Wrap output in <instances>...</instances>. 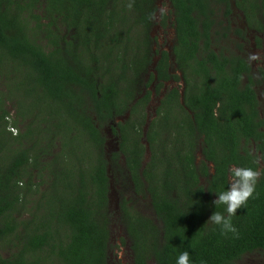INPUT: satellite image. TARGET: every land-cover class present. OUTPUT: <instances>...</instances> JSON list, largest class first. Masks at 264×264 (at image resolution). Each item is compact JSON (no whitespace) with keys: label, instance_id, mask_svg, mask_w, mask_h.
<instances>
[{"label":"trees","instance_id":"1","mask_svg":"<svg viewBox=\"0 0 264 264\" xmlns=\"http://www.w3.org/2000/svg\"><path fill=\"white\" fill-rule=\"evenodd\" d=\"M132 1L138 20L125 25V0H0V264H109L111 176L120 195H147L155 218L120 200L132 264H176L184 250L189 264H237L264 251V172L231 218L236 233L207 222L227 215L213 201L230 167L264 169L250 67L216 50L227 31L216 12L230 15L231 1L169 0L170 54L149 36L155 0ZM234 6L264 35V0ZM172 66L182 95L169 89L148 119L152 93L178 80ZM106 127L117 153L105 152Z\"/></svg>","mask_w":264,"mask_h":264},{"label":"rangeland","instance_id":"2","mask_svg":"<svg viewBox=\"0 0 264 264\" xmlns=\"http://www.w3.org/2000/svg\"><path fill=\"white\" fill-rule=\"evenodd\" d=\"M230 1L233 2L234 0H230ZM125 2L126 3L124 4L126 6H128L129 3L131 4L135 3L134 1L131 2V0H125ZM154 6L156 7V11L153 14V16H155V14L158 11H160L161 8L166 9V2L165 0H155ZM120 11L121 10H119V12ZM127 13H128L127 14L128 20L124 22L125 25H130L134 19L138 20V14H136L135 11L132 10L131 8L128 9ZM215 19L217 20V22H220L223 27L227 28V30H229L230 25H232V28H230L229 31H226L227 38H225V40H223L222 42L219 41L217 43L216 50H224L225 54L234 53L242 58L243 57L247 58L249 62L252 64L253 68L254 67L263 68L264 51L262 50V48H258V49L256 47L253 48L251 45L250 37H248L247 35L245 37L243 36V39H245L244 41L240 40L241 37H237L238 35L236 34L235 30L240 31L239 30L240 21L237 22V18L234 15H232L230 19V15L225 16L222 13V11L219 10L216 12ZM43 23H47V21L44 20ZM149 36L153 42L152 46L155 50L168 47L173 40V33L171 31V28L168 27L166 24L163 26L157 24V21L155 19H152L151 26L149 28ZM43 43H46V41L43 40ZM255 75L256 74L254 73L251 76L252 82H253V86H255L259 91L260 87L259 84H257L258 80L255 78ZM174 85L175 86L180 85L179 80H176V84ZM168 88H171V85H168ZM157 98L158 96L151 97L150 102L146 108L148 119L149 116H151L154 112L153 108L155 106ZM263 102L261 104L262 108H264ZM8 110H10V113H13V108L9 105H8ZM102 131L107 136L105 152L108 154L117 153L118 145L116 144V142H118V139L110 134V131L108 130L107 127L103 128ZM12 132L15 133L16 131L13 130ZM121 180L122 179L115 181V179L112 176L110 177L109 211L112 216L114 213V217L111 218L112 222H111V230H110L111 240H110V250H109V264H132V256L130 252L129 240L127 239V236L124 232L123 226L120 224L119 216H118L119 214L118 206L122 198H124V200L128 202V205L132 206L134 210H136L137 212L141 213L144 216H148L149 218L155 221L153 212L150 207L148 196L147 195L136 196L129 189L127 192H123L124 194L120 195ZM9 252H10V246L7 247L6 249L0 250V254L3 257L7 256ZM237 264H264V251L258 250L249 254H245L239 259Z\"/></svg>","mask_w":264,"mask_h":264},{"label":"clouds","instance_id":"3","mask_svg":"<svg viewBox=\"0 0 264 264\" xmlns=\"http://www.w3.org/2000/svg\"><path fill=\"white\" fill-rule=\"evenodd\" d=\"M128 7L131 8L132 4L129 3ZM164 11V8L160 9L161 14H163ZM155 18V16L150 15V19ZM261 161H264V155L255 158L257 164ZM262 172H264V169L237 166L230 167L228 187L226 190L217 194V199L213 201L214 205H224L227 215L220 212H213L207 222L220 226L223 234L228 232L236 233L237 229L233 226L231 218L237 213L238 209L253 197L257 180ZM176 264H189V252L187 250L179 254Z\"/></svg>","mask_w":264,"mask_h":264},{"label":"flooded vegetation","instance_id":"4","mask_svg":"<svg viewBox=\"0 0 264 264\" xmlns=\"http://www.w3.org/2000/svg\"><path fill=\"white\" fill-rule=\"evenodd\" d=\"M165 2H166V9H165L164 13L161 14L160 11H158L155 14V17H156L155 20L157 21V24L161 25V23L163 21L162 16L164 15V17H166V20H165L166 25L168 27H170L171 19H170L169 15H171L172 9H171L169 0H165ZM230 3H231V6H232L230 19H231V16L234 15L237 18V22L240 21V25H239V30L240 31H239V33H238V30H235L236 34L238 35L237 37H241L240 40L244 41L245 39H243V36L245 37L247 35L248 37H250L251 45H252L253 48H255V47L257 49L258 48H262V50L264 51V35L262 33L258 32V31H256L255 29L250 28L248 23L246 22V19H245L243 13L234 6V1L230 2ZM238 18H240V19H238ZM230 28H232V25H230L229 30H230ZM229 30H227V31H229ZM171 31L173 33L172 43H170V45L168 47H166V48H161V50L167 51L168 54H170V52H171V47H172V45L174 43V38H175V34H174V31H173L172 28H171ZM225 38H227V35H226ZM225 38L220 39V41L222 42L223 40H225ZM257 43H259V44H257ZM243 59L245 60V62L250 67V76H252L255 73L256 74L255 78L258 80L257 84L260 83L259 84V87H260L259 91L257 90V88L255 86H253V89L255 91L257 100L259 102V117H260V119L264 120V108L261 107V104L264 101V79L262 78V76L260 75V72H259V69L264 71V67L263 68L262 67H259V68L258 67L255 68L254 67L253 68L252 64L249 62V60L247 58L243 57ZM172 61L173 60L171 59L170 63H172ZM263 65H264V61H263ZM169 73H170L171 76H177L178 77L180 85H177V86H180V91H181V89L183 87V86H181L183 84L181 71L177 70L175 66H172V68L169 70ZM243 81H245V83L247 82V80L245 78H244ZM174 84H176V81H174L172 78L168 79L167 81H164L163 87L161 89V92H160V94H159V96H158V98L156 100L155 106L153 108L154 112H155V108L158 105L159 99L164 97V95L169 91V89L177 88V86H175ZM168 85H171V88H168ZM153 96H155L154 92L152 93V97ZM263 107H264V102H263ZM154 112H153L152 117L154 116ZM118 143L119 142H116L117 145H118ZM197 155H198V158L200 159L201 158L200 151L197 153Z\"/></svg>","mask_w":264,"mask_h":264},{"label":"water","instance_id":"5","mask_svg":"<svg viewBox=\"0 0 264 264\" xmlns=\"http://www.w3.org/2000/svg\"><path fill=\"white\" fill-rule=\"evenodd\" d=\"M180 93H181V95H182V89H181ZM181 100H182V98H181ZM126 117H127V115H126L123 119H126ZM123 119H118L117 121H121V120H123ZM147 126H148V123H146V126H145V128H144V132H145V129L147 128ZM143 143L145 144V147H146L145 158H144V161H146V160L148 159L149 152H148V147H147V144L145 143V141H144Z\"/></svg>","mask_w":264,"mask_h":264}]
</instances>
